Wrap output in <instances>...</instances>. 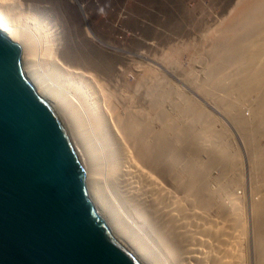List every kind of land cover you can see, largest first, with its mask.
<instances>
[{"label":"bare ground","instance_id":"bare-ground-1","mask_svg":"<svg viewBox=\"0 0 264 264\" xmlns=\"http://www.w3.org/2000/svg\"><path fill=\"white\" fill-rule=\"evenodd\" d=\"M26 3L28 2L26 1ZM256 3L258 2H255V4ZM19 4H21L19 0H0V30L4 34L9 36L13 41L21 44V59L27 76L34 84L37 92L41 96L46 98L56 108L61 119L63 120L76 154L85 169V182L88 195L100 206V208L106 214L113 218L115 226L120 235L124 237L128 242H130L145 257L148 264H180L179 258L181 257L182 253H185V248L183 247V241L185 240H182L180 242L177 237V240H171V243L168 238L167 232L168 230H171L172 225L170 222L174 218L177 221H180V214H183L184 219H186L185 222L181 221V224L183 223V225L193 224L192 221H194V217L198 216H200L199 218L202 219H200V221H204L206 218V212L210 209L208 208L209 204L213 205L216 200L212 199L214 198L212 196H215V194L212 195L210 191L208 192L207 190H205L206 188H203L204 190L202 188L199 189L200 185L199 183H195L196 180L194 179L196 178V175L198 177L199 172L205 169V165L207 164L205 162L206 159L204 160L205 165L203 167L201 165L202 163L198 162L197 164V156H202V154H205L206 151V158L212 159V152L217 149L216 145L214 147V144L209 143L212 134L217 135L219 133L218 130H215L217 129L215 122L214 124L211 123L212 120L210 123L206 122L209 119H207L208 116L207 118L205 116V119L207 120L204 119V122H202L201 124L200 122L203 120L201 118L204 114H202L201 109H199L200 113L198 114H201V117L198 114L196 115L200 117V119H198L202 128L201 131L196 128V130L198 129L201 133L198 139V141L200 142L196 141V132L194 133V135L193 132H190L191 134L188 135L184 130V132L180 130L181 123L180 118L178 117L179 111L178 113L176 111L177 109L180 110L182 106H180V108L178 107L182 103L178 100L179 88L176 87L178 85H176L177 82L174 86L171 84L170 79L169 84H167L168 82L166 81L167 83L166 85H164L165 83L161 80L162 76H158L152 73L148 76L147 72L144 71L143 66L141 65L134 67L124 65L117 70H111L113 72L100 73V71L97 70V67L88 65L87 63H84V61L79 57L74 58L70 55L67 49L68 45H66L65 34L63 33L59 22H56V19L49 9L41 7V12H28V14H26V12L20 8ZM261 6L264 7V3L260 4L258 10H264L262 9L263 7L261 8ZM256 10L257 7L253 12L251 11L252 13L250 15L246 16L250 17V21L248 23L251 28L255 27V29H257L258 27H260V30L255 31L257 32V34L254 33L257 41L252 42L253 44L250 45V50L252 51L254 55L253 57H255V60L258 64V66H255V68L253 69V74L254 76L257 75L259 76V78L261 77L263 79L264 27H261L259 25L260 21H255V19H258V17L260 16L257 15L258 13H255L257 17L255 16L254 12ZM252 17L256 18L253 19ZM259 19H261V17H259ZM262 25L264 26V24ZM255 29H253V32ZM233 44L228 45H230L231 47ZM123 50L120 52V57L124 60V64H128V61L130 59L129 55L126 54L127 49L125 50V52H123ZM230 54L232 55V53ZM137 56L143 57L144 55L143 53H137ZM233 59V56L228 57V61L232 63ZM154 61L157 63V66L159 64L163 67V64L159 62L160 59L159 61ZM81 64L85 66V71L83 70ZM211 67V72L214 73V66L212 65ZM211 67L209 68L211 69ZM234 67L235 66H233V69ZM237 68L239 67H236V69ZM129 70L133 71V73L136 75V80L134 78V81L127 80L130 76H132V73H130L131 71L129 72ZM240 70L243 69L240 68ZM168 71L175 76L179 75L175 73V70L168 69ZM238 71L232 72L236 75L235 72ZM98 75H100V77ZM184 75L186 76V74ZM229 75L230 74H228V76ZM247 75H244V77L248 81H255V78L257 77H254L252 73L248 75L249 77ZM237 77L239 76H236V78ZM180 78L184 77L181 76ZM165 79L166 78L164 77L163 81ZM188 80L190 81V79ZM189 81H183V79H181V83L183 84L185 89L187 88L189 91H193L197 87V85L195 87L194 84L197 83L196 81L195 83ZM217 84L218 83H216V85ZM253 85H255V83ZM234 86L236 87V84ZM241 86L246 87L245 84H242ZM255 86H257V84ZM237 87L235 89H237ZM224 88H226V90L227 88H233L232 83L231 85H227ZM246 89H248V87ZM251 90L248 89L249 92L253 93L254 90ZM187 91L181 90L180 94L184 93L182 95L187 96L190 93L189 92L186 95L185 93H187ZM116 92L118 93V95L116 94ZM247 92L245 95L249 94V92ZM165 94H176V96L178 97V102H176L177 105H174L176 103L173 104L174 106L172 105L174 107L173 110L175 111V113L169 112V114H165L166 109L164 110L162 108L164 106L162 102L166 103L165 97L167 95L164 96ZM182 95H180V97ZM161 96H164L162 97L165 99L164 101L160 100ZM185 102L188 101L185 100ZM185 102L183 101V103ZM183 107L186 108L185 105ZM183 107L181 109L185 110ZM234 107H236V105ZM262 107V110L259 112V117H261V120L257 121L258 123L262 121L261 124L263 125L264 104H262ZM183 110L182 114L185 111H190ZM229 111H231V109H229ZM245 111L243 110V112H239L244 114ZM195 113L197 112H194V114ZM192 115L193 114H191V116ZM241 115H239V113L238 115L236 114V116L242 117L243 121H246V116L248 115H243L244 117ZM179 116L182 117L181 115ZM185 117L187 118V116ZM192 118L195 117L192 116ZM192 118L190 117L189 121ZM185 119L183 120L186 121ZM194 120L197 121V119ZM184 123L188 124V122ZM182 126L185 125L182 124ZM192 129H194V127ZM146 144L148 145V147L146 146ZM142 146L145 147L146 150L142 151ZM132 148L137 151L139 155L138 157H134ZM202 158L200 159L203 162ZM143 165H146L145 168ZM157 170H160L161 172L159 173L168 177V182H170L171 186L174 188V190H176L173 192L176 194V200L174 204L169 203L166 206V208L168 207L167 209L170 210L168 211V216L171 215V219L169 217H165L167 215L164 214V206H158L160 203H162V195L164 197L165 194L160 187L156 186L154 178L152 176V173H155ZM146 177H150L153 183L147 185L145 182ZM141 187L145 189L141 191ZM197 187L198 191H196ZM179 192L184 193L183 198H180ZM233 194L232 200H230V204L226 202V204H223L224 202L220 204V207L225 209V213H227L228 216H230L232 213L234 214H232V218L229 223H225L223 226H217L216 224L218 228H213L215 229V236L216 234L217 237L220 236L219 238H215L217 240V244L221 243L225 246L223 247V245L220 244L219 250H222V252L220 251L222 254L218 251H216L217 253L215 252L216 254H221H219L220 257L217 258L220 260H216L215 257L214 259L216 261L214 260L215 262H212V264L216 262V264H241L243 260V253L241 252V250L243 251V249L241 248H244L242 246L244 245V238L247 235L244 236L245 233H242V236H244L243 239H240L241 237L238 236L240 235V231L245 230L246 232L247 229L246 220L245 222L243 220L241 223L242 215H245V208L243 204L244 199L243 195L238 194V192L235 193L234 191ZM251 195V209L255 217H258L259 220L257 221V225L255 223L256 227L258 226L257 230H259V234L257 235L256 233L257 236H255L256 238L254 239V242L255 245H257V254L262 255L261 261L263 264L264 194L261 195L257 191H252ZM193 197H195L194 199H197L199 203V210L194 207V209H197V212H199L198 216L196 215L197 213L195 214V216V212H193L195 211L192 208V205L194 204L192 202L194 200ZM235 205H238L239 207H237V209L233 208L235 207ZM159 208H162L161 211L163 212H161L162 215L160 216L159 214L157 215ZM222 210L223 209H221V211ZM158 213H160V210ZM225 213H222V215ZM228 216L225 215V217L227 218ZM204 226L206 228V225ZM229 226L231 227V231L229 230L228 232L226 229H229ZM238 227L241 228L238 229ZM243 227L245 228L243 229ZM257 230L256 232H258ZM202 231H204V229ZM171 232L175 233L173 231H170V234ZM184 233L187 235V237H189V239L187 240L188 242L190 241L193 244V241H196V239L193 240L194 237L192 234V229L189 228L185 230ZM176 234L177 233H175V236ZM225 236L226 238L232 237L233 240L232 238L231 241L225 240ZM169 237L171 236L169 235ZM221 237V241H218V239H220ZM179 238L181 240L183 237ZM202 241H204V243L201 242L202 245L206 244V241L208 244V240H206L205 238ZM207 244L203 248H206ZM199 245L201 246V244ZM215 246L217 245L212 244L211 249ZM197 248L200 252L199 254H202V246H198ZM207 248L206 251L210 249ZM215 250L212 251L214 252ZM212 251H208L207 254H205V256H207L204 260L209 259V261H211ZM191 252L193 251L191 250L188 255L191 254L192 256ZM193 256L200 255H198L197 253V255ZM188 257L187 260L191 262L187 261V264H191L192 260L190 256ZM222 257H224V259ZM203 258L204 255L201 259L197 258L198 262L201 263V260H203ZM184 264H186V262Z\"/></svg>","mask_w":264,"mask_h":264},{"label":"rangeland","instance_id":"rangeland-1","mask_svg":"<svg viewBox=\"0 0 264 264\" xmlns=\"http://www.w3.org/2000/svg\"><path fill=\"white\" fill-rule=\"evenodd\" d=\"M26 1L28 3H26ZM19 2L22 4H19L20 8L25 11L26 14H28V12H41V7L49 9L56 19V22H59L61 29L65 34L66 45H68L67 49L70 55L74 58L79 57L84 61V63L97 67V70L100 71V73L113 72L111 70H117L124 65H129L131 67L141 65L143 66L144 71L147 72L148 76L151 73L162 76L161 80L165 83H163L164 85H166L167 82V84H169L170 79L171 84L174 86L177 82L176 85H179L176 86L179 88V98L176 96V94L164 95L171 97L174 96V99L166 96L165 100L162 98L164 96H161V101L165 100L166 103L168 102L167 104L162 102L164 105H162V108L164 110L166 109L165 114H169V112L175 113L173 106L177 105L176 102H178V100L182 103H178L180 104L178 108H180V106L183 107L184 105L187 109L189 107L188 110H190V113L186 112L185 110L187 109L184 107L183 108L185 110L181 109V107V111L177 109L176 112L178 113L179 111L178 117L180 118L181 123L180 130L182 132L185 131V133L188 135H190L192 132L194 135L196 132V141H198L201 134L200 131L202 126L200 125L202 122H204L205 116L206 118L208 116L207 119H209L206 122L210 123L211 120V123L214 124L215 122L217 127L215 130H218L220 134L218 132V136L216 134H212L209 143L214 144V147L216 145L217 149L212 152V159L206 158V151L205 154H202V156H197V164L200 162L202 163L201 165L203 167L205 165V159L207 164L205 165V169L198 173L199 178L196 175V178L194 179L196 180L195 183H199V189L206 188L205 190L208 192L210 191L212 195L215 194V196H212L214 197L212 199L216 200L213 205L211 204L212 206L209 204L208 208L210 209L206 212L205 220L200 221L201 218H199V212H197V209L199 210V203L197 199H194L195 197H193L194 200L192 202L196 204L192 205L193 210H195L192 211L195 212L194 215L197 213L196 215L198 217H194V221H192L193 224L183 225V223L181 224V221L185 222L186 219H184L183 214H180V221H177L174 218L170 222L172 226L171 230H168L167 235L171 243V240L175 241L177 240V237L180 242L185 240L183 241L185 253H182L181 257L179 258L180 264H184L185 262L187 264L188 262H191L187 260L188 256H190L193 264H212V262H215L216 260L219 261L220 259L217 258H219L222 254L220 252L221 249L219 250L221 243L217 244V240L215 239L217 234L215 236L214 232L218 225L223 226L225 223H229L232 218V214H234L232 213L230 216H228L227 213H225V209L220 207V204L223 202V204H230V200H232V196L234 195L233 192L235 191V193L238 192L239 194L243 195L245 215H242L241 223L243 220L244 222L246 220L247 225L246 232L245 230L240 231L239 234L241 236H238L241 237L240 239H243L244 236L247 235L244 238V245L242 246L244 248H241L243 249V251L241 250L243 253L242 263L246 262L247 257L249 260L250 249L247 248L245 244L248 240L255 239V236L259 234V230H257L258 226L256 227L257 221L259 220L258 217H255L251 209V193L252 191H257L261 195L264 194V124H261L262 121L259 123L257 121L261 120V117H259V112L263 108L262 104H264V77L262 79L261 77L259 78V76L255 75L257 76L255 81H248L244 77V75H250L251 73L254 76L253 69L255 66H258L257 61L255 60V57H253L254 55L250 50V45L253 44L252 42L257 41L254 33L257 34L255 31L260 30V27H256L257 29H255V27H250L248 23L250 21V17L246 15H250L257 7V10L254 12V14L258 13L257 15H260L259 17H261V19H259V17L257 19L256 14V17L252 18H256L255 21H260L259 25L264 27L262 25L264 24V10H261L260 8L259 9L261 11L258 10V7H260V4L264 3V0H19ZM255 2L258 3L255 4ZM262 7L263 6H261V8ZM262 9H264V7ZM253 29H255L254 32ZM228 44L233 45L230 47ZM122 50L123 52L126 50V54L129 55L130 60H127L128 64H124V60L120 57V52ZM137 53H143L144 56H137ZM230 53H232V55ZM232 56L234 58L233 63L228 61V57ZM154 60L161 62L163 67L159 64L157 66V63ZM212 65L214 66V73L211 72ZM81 66L85 71V66H83V64H81ZM233 66H235L234 69ZM209 67H211V69ZM236 67L239 68L236 69ZM240 68L243 70H240ZM168 69L175 70V73L179 74L180 76L177 75L179 76L177 77L171 74ZM130 71L131 70H129V72ZM232 71L238 72H235V75ZM227 72L232 77L230 75L228 76ZM130 73H132V76L134 77L130 76L127 80H136L137 77L133 71ZM184 74H186V76ZM98 76L100 77V75ZM181 76L184 78H180ZM236 76L239 77L236 78ZM164 77L166 79L163 81ZM181 79H183V81H189L188 79H190L189 82L192 81L193 83L196 81L197 84H194L195 87L197 85L196 89L193 91H189L187 88L185 89L181 83ZM230 82L232 83V87L234 89L239 85L237 89L234 90L233 88H227L226 90L224 87L231 85ZM233 82L236 84V87L234 86L235 84ZM216 83L218 84L216 85ZM254 83L255 85L257 84V86L253 85ZM242 84H245L246 87H242ZM219 85L223 87H220ZM247 87L249 90H254L253 93L249 92L248 89H246ZM181 90H188L187 93H185L186 95L189 92L190 93L187 96H183L182 94L184 93L180 94ZM245 91H248L249 94L245 95ZM116 94L118 95L117 92ZM180 95L182 96L180 97ZM185 100L188 102H185ZM183 101L185 103H183ZM189 102L192 105H190ZM235 105L236 107H234ZM199 109H201V113L204 114L201 118L203 119L200 122L201 124L199 123V119L201 117V114H198L200 113ZM229 109H231V111H229ZM182 110L185 111L183 112V114L185 113L184 117ZM243 110H246L244 114L240 113L243 112ZM194 112L197 113L194 114ZM238 113L239 115L242 114L241 116L249 113L247 114L248 116H246V121H243L242 117L236 116ZM191 114H193L192 116L195 118H192ZM196 114H198L200 117ZM185 116H187V118ZM190 117L192 119L189 121ZM194 119H197L198 122ZM184 122H188V124ZM182 124L186 127L182 126ZM193 127L194 129H192ZM196 128H198L200 131L198 129L196 130ZM146 146L148 147L147 144ZM144 150L146 149L142 146V151ZM132 151L134 153V157L139 156L134 148H132ZM200 158L203 159V162ZM143 166L145 168L146 165ZM156 172L152 173L155 184L156 186L160 187L165 194L164 197L162 195V203H160L158 206H164L165 211H163L165 212L164 214L167 215L164 216L171 219V215L169 214L170 216H168V211L170 210L167 209L168 207L166 208V206L169 203L174 204L176 200V194L173 192L176 190H174L170 182H168V177L159 173L161 172L160 170H157ZM145 182L147 185L153 183L150 177H146ZM144 189L145 188L141 187V191ZM196 189V191H198V187ZM179 196L180 198H183L184 193L179 192ZM194 207L197 209H194ZM237 207L239 206L235 205L233 208L237 209ZM220 208L224 211L222 210V212ZM159 210L160 213H158ZM159 210L157 215L159 214L160 216L163 212L161 211L162 208H159ZM222 213L225 214L222 215ZM225 215L228 216L229 219L225 217ZM202 222L205 223L203 224ZM204 225H206V228ZM209 225L211 226V229ZM245 227H243V229ZM189 228L192 229V234L194 237L193 240L196 239L195 242L193 241V244L192 242L187 241L189 237H187V235L184 233L185 230ZM239 228L241 227H238V229ZM203 229L205 232L202 231ZM230 229L231 227L229 229L227 228L226 230L229 232ZM256 230L258 232H256ZM170 231L177 233L176 236L175 233L171 232L170 234ZM242 233H245L244 236H242ZM169 235L171 237H169ZM179 237L183 238L180 240ZM204 238L208 240V244L206 241L207 247L211 249L212 244L217 245L213 247L216 250L213 248L210 250L206 247L208 249L206 251V248H203L206 244L202 245V243H204V241H202ZM231 238L227 237L225 240L231 241ZM221 239L222 237L218 239V241H221ZM209 240L213 243H210ZM199 244H201L203 249H199L202 250V254L204 253L203 260L207 256H205V254H207L208 251L215 250L214 252L212 251L213 261L212 259L211 261L207 259L208 261L204 260L203 262V260H201V263L198 262L197 258L201 259L203 256L202 254H199L200 252L197 248L198 246L201 247ZM221 245H223V247L225 246L224 244ZM193 248L197 250H194ZM255 248H257V245L254 246V249ZM191 250L193 251L191 252L192 256L197 255V253L200 256L192 257L191 254L188 255ZM216 251L220 252L221 254H216ZM261 257L262 255L257 254L256 264H262Z\"/></svg>","mask_w":264,"mask_h":264},{"label":"water","instance_id":"water-1","mask_svg":"<svg viewBox=\"0 0 264 264\" xmlns=\"http://www.w3.org/2000/svg\"><path fill=\"white\" fill-rule=\"evenodd\" d=\"M0 30V264H148L88 195L56 108Z\"/></svg>","mask_w":264,"mask_h":264},{"label":"built area","instance_id":"built-area-1","mask_svg":"<svg viewBox=\"0 0 264 264\" xmlns=\"http://www.w3.org/2000/svg\"><path fill=\"white\" fill-rule=\"evenodd\" d=\"M247 114H249V113H247ZM254 246H256L255 242H254V239L253 240L251 239V240L247 241L246 247L250 249V252H249L250 255H249V260H248V257H247L246 262L243 263V264H256L257 249L256 248L254 249ZM220 251L222 252V250H220ZM223 259H224V257H223Z\"/></svg>","mask_w":264,"mask_h":264}]
</instances>
